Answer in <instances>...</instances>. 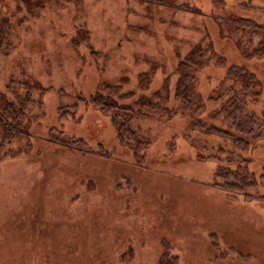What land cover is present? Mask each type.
Masks as SVG:
<instances>
[{
	"label": "rangeland",
	"instance_id": "374dc122",
	"mask_svg": "<svg viewBox=\"0 0 264 264\" xmlns=\"http://www.w3.org/2000/svg\"><path fill=\"white\" fill-rule=\"evenodd\" d=\"M241 18L264 26V0H0V264H264V128L242 152L192 121L228 126L211 96L234 64L260 82L246 108L263 110L264 56L244 48L264 33ZM199 42L226 60L197 71L190 107L175 68ZM106 86L173 112L143 108V143L124 144L88 101ZM235 151L249 197L210 187Z\"/></svg>",
	"mask_w": 264,
	"mask_h": 264
},
{
	"label": "trees",
	"instance_id": "16d2710c",
	"mask_svg": "<svg viewBox=\"0 0 264 264\" xmlns=\"http://www.w3.org/2000/svg\"><path fill=\"white\" fill-rule=\"evenodd\" d=\"M163 3L162 1L160 4L166 5ZM235 22L240 26L237 30L249 29L250 32H247L249 36L250 34H258L259 32L264 33V26L257 24L249 18L237 19ZM1 36L2 34L0 37ZM244 55L248 57L264 56V36L252 49L248 47L244 48ZM212 57L216 58L218 65H223L225 63L226 59L213 50L210 42L206 45L199 42L191 47L184 57L179 60L175 68L178 79L176 87L174 88V95L181 99L182 105H190V107H192L194 105L192 102L193 98H196L200 102V96L195 88L196 73L203 67L205 62L208 63ZM226 69L223 78L217 85L218 87L220 86L219 89L227 85L225 92L220 95H216L215 93L211 98L214 99V101H221L219 112L223 113L222 116H225V119L230 123L226 128H223L214 124H207L201 120L193 119L192 121L195 123L194 126H197L200 131L220 136L224 140L229 141L233 149L244 152L263 137L260 136L259 131L264 128V106L260 114L251 112L246 108L249 101H257V97L261 93V86L254 73L245 66L234 64ZM113 89L114 87L106 86L104 93L100 91L96 92L88 101L99 109L105 110L106 113L111 116L117 130V137L124 144H130V141H132L138 147L140 146L139 144L143 143L141 141L142 138L137 135L136 129L131 127L133 119L147 116L144 114L143 108L148 107L147 112L150 113L156 111L168 112L167 116H171L168 114L173 112L166 108V106H163L162 109L158 108V104L154 103L151 98H148V100L144 98L141 100H134L128 106L119 105L116 100L111 97ZM153 96L160 98L159 92L153 93ZM9 126H7V130L4 132V137H2L3 141L8 138L7 135L9 133H11V136L24 133L19 122L14 123L12 127ZM236 151L226 157L227 162L229 164H235V166L233 168L230 166H217L215 179L216 177H220L222 182L214 181L213 185L210 187L215 186L224 190L229 198H235L240 195L249 197L250 194L247 192V188L254 184L253 175L246 169V159L241 154L236 153Z\"/></svg>",
	"mask_w": 264,
	"mask_h": 264
},
{
	"label": "crops",
	"instance_id": "0c3cea01",
	"mask_svg": "<svg viewBox=\"0 0 264 264\" xmlns=\"http://www.w3.org/2000/svg\"><path fill=\"white\" fill-rule=\"evenodd\" d=\"M161 5V4H160Z\"/></svg>",
	"mask_w": 264,
	"mask_h": 264
}]
</instances>
